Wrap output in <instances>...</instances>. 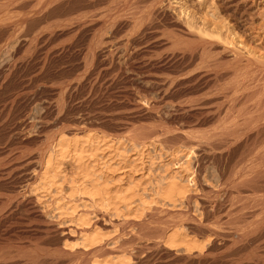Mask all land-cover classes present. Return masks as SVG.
<instances>
[{
    "label": "bare ground",
    "instance_id": "6f19581e",
    "mask_svg": "<svg viewBox=\"0 0 264 264\" xmlns=\"http://www.w3.org/2000/svg\"><path fill=\"white\" fill-rule=\"evenodd\" d=\"M82 1L88 2L87 0H0V35L1 37H4L5 34L10 35L9 21L12 17L9 16L11 14L9 9L11 7L12 10L25 12L15 17L13 25L18 27L23 25V23L30 22L34 15L44 14L47 16L50 10H56V13L58 10L61 12L65 11L66 8L69 10L68 7H76ZM90 1L92 2V0ZM202 1L198 0L196 3L201 4ZM251 1L212 0V3L217 6V9L223 15L222 17H226V19L230 18V23H228L235 27L236 33H240L241 39L239 38L240 42L237 44L234 43L235 40L231 41L232 38L228 33V29L224 30L223 25H219L217 21L210 19L206 14L202 16L201 14L197 15L195 13V15L194 13H190V7L186 5L187 3H183L185 5L181 9L184 8V15H186L185 22L179 20L172 21L180 29L178 31L180 34L169 32L167 36L166 33L157 30V26L154 25L155 29L152 31L151 28L149 31L144 30L145 32L141 34L143 35L141 39H132L133 42L123 49V55L120 54L121 52H118L119 48H116L117 50L113 52L110 49L111 51L108 52L109 57L106 58L107 65H113L115 60H117L116 58H118V60L122 61L121 63L124 67L133 72L142 73L143 81L145 83L149 82L158 91L161 95V100H167L172 91H177L180 87L186 88L187 93L193 97L190 98L188 105H183L184 103L181 104L182 102H180V105L175 107V114L172 113L173 115L170 118L171 123L182 122L183 125H188L190 128L192 127L191 129L197 127L198 130L199 128H206L212 121L215 122L213 123L214 126L216 125L210 130L205 129L204 131L200 129L199 135L193 132L187 136L183 133L187 137H183V140L178 141L184 144V156L183 154L182 156L185 159V163L179 165L176 161L177 163H173L171 167H164L160 174L157 173L159 177L156 176L158 181L154 179L157 182L154 184L151 192L153 193L152 195L143 190L144 187L142 189V186L140 188L136 184L133 185L132 183L134 182L132 180L130 184L124 182L123 179L119 178L121 175L116 179L115 174L118 170L113 169V165L110 163L112 159L108 156L106 147L104 148L109 143V136L106 132L99 131L97 129L99 126L97 127L92 122L77 119L69 120L66 118H52L53 120H49L46 116L30 118L26 115L11 122L7 121L8 123H3L0 126V133L3 137L10 138L11 135H15L17 138L16 142L12 141L13 143L11 142L10 144H7V142L4 147H0V191L7 193L6 196H2V194L0 196V264H74L72 263L74 256L67 253L63 247V243L65 244L68 238L65 236V230L61 227V224H63L62 217L59 216L60 213L59 215H55V212L62 207L58 205V208L52 210H49L50 207L48 210L42 208V202H39L41 197L39 196L40 198L37 199L39 193L37 192L36 196H31L33 192L41 191V188L38 190V186L44 189L45 195L60 197L64 202L63 206L67 207L68 211L71 210L68 216L71 217H67L66 219H70L71 222L74 221L81 228L80 232H77L78 239L75 241L76 246L74 245L75 243H71L74 245L71 246L74 248L78 247L79 249L76 250L75 248L73 251H83L88 256L92 255L93 257H87L86 264H110L106 260L107 258L103 260L99 259V256H108V252L110 253L108 247L109 239L107 238L109 235L106 236L102 232L103 230L99 229L100 227L98 226L100 225L92 217L94 210L100 214L103 222H106L105 219L107 220L109 216H112L120 219L122 217L125 219L124 222L128 223L127 218L134 216L136 212L147 214L151 210L157 213L158 211H168L169 209L167 208H180L186 202L196 199L198 193H208L210 194L209 196L212 193L214 195L215 191L213 192L210 189L212 191L210 192L206 188L205 184L209 182L206 183L208 179L206 180L205 175L204 179L198 169L190 167V162L192 163L193 161L192 158L198 155L202 157L203 152L207 153L212 160H216L218 163L217 172L220 178L218 186L220 189L216 194L222 193L223 195V201H219L220 195H217L213 196L212 203L210 201L202 202L201 210L206 214L205 216H211V210L210 212L208 211L210 207L215 209V211L213 209V215H221V213H228L230 215L229 213L232 214L235 210V213H233L235 216L237 212L245 211L241 215L243 217L239 215L242 221V224H239H244L243 227L247 229V234H235L232 241L237 244L250 236L251 238L258 235L264 236V51L260 48L262 47L261 44H264V20L259 19L261 17L258 18L259 15H263L259 14V9H257L258 12L255 10L257 13L252 9V5L258 4L259 0H253L252 4L249 3ZM151 3H149L151 5L150 9L158 3V0H151ZM162 11V9H159L155 13L157 15L162 13L161 15L164 16V12ZM61 12L58 13L61 14ZM256 18L259 20L257 25H255ZM36 19L35 22H37ZM86 19L88 20L87 16L78 18L76 21L78 27L76 28L85 24L83 21ZM146 19L147 16L142 14L134 21L123 20L120 22L119 27L120 29L141 27ZM162 19L164 18L162 17ZM41 20L38 19V22ZM249 21H252V23ZM152 22H150L151 25ZM89 25L92 24L89 23ZM184 25H187L186 27L188 28L185 27L182 30L181 27ZM28 28L26 27V29ZM76 28L75 30H77ZM170 29L172 28L170 27ZM23 30L25 32V29ZM67 32L70 33L72 31ZM22 35L24 36V34ZM20 36L17 38L22 40L23 37L20 38ZM142 40L147 41L145 47H140L139 41ZM217 42L228 46L224 48V54L232 58L230 60L233 69L224 74H219L212 70L220 65L217 60L211 57V50L216 46ZM115 45L119 46V44ZM101 50V53H103V49ZM61 54H63L62 49L57 52L54 51L52 56ZM52 56H50V59H52ZM190 68L193 71L184 73ZM8 73H13L11 67L8 68ZM174 74L179 75V77L173 78L171 81L170 77H174ZM150 106L155 109L159 105L157 102H154ZM45 108L49 109L50 105ZM214 108L217 110L216 112H214ZM223 108L226 110L222 118L219 112ZM143 114L146 118L151 117L149 112ZM166 126H163L161 129L149 128V130L142 126V128L140 127L141 129L133 131V133H136L129 142L128 140H124L125 143H120V146L124 144L126 146L130 143L131 147H139L140 150L148 149L149 147L154 151L158 150L160 146L167 143L165 141V143L161 144L160 138H163V135L166 136L171 133ZM51 128H55V130L53 129L48 132L47 130ZM93 129L95 133L90 134ZM198 130L196 131L198 132ZM88 132H90V135L86 134ZM158 133L162 134L160 138L156 136ZM117 141L120 140L117 139ZM31 145L36 146L35 152L23 156L24 151ZM118 147L114 149L116 152L121 151ZM180 149L182 150V148ZM176 153L178 154V151L174 150L172 155ZM236 154H239V162L235 166L229 165L230 160ZM118 155L121 156L119 153ZM67 159L73 162L72 164L76 171V173L73 172L75 175H72V177L67 172L69 176L63 174L66 171L63 167H66L64 162ZM120 162L119 160L115 163L117 165ZM146 178L148 180L147 176ZM151 184L150 187L152 186ZM135 186H138L143 191H138L139 188ZM27 193L29 194L27 195ZM236 194H247L244 196L246 197V200H243L244 204L241 203L243 205L240 207L238 205L229 207L225 202ZM237 200L240 203L242 199L239 198ZM55 201L57 202L58 199L54 198ZM196 202L199 203L198 201ZM60 203L62 204V202ZM61 215L65 216L68 214L63 215L61 212ZM234 216L232 219H234ZM232 219L229 221L232 222ZM190 220H196L195 216L193 219L190 218ZM237 220L239 222V219ZM234 223L233 227L235 225L238 226L236 222ZM106 225L108 224L103 226L106 227ZM154 230L157 231V229ZM197 230L199 231V228ZM216 231L218 230L216 229ZM219 232L221 233V231ZM157 234V239L167 250L175 251L177 248H181L182 250L184 249L183 252L187 255H191L195 251L200 255L205 249L206 243L204 241H197L195 238L192 241H188L190 237H187L186 239L188 240H185L182 229L178 226L170 228L169 231L165 229L158 231ZM220 237L222 236L220 235ZM213 241L215 240L213 239ZM99 251L102 254L97 259L94 254ZM64 257H69V261L64 262ZM257 259L264 261L261 255ZM118 260L119 262H116V264H131L129 257Z\"/></svg>",
    "mask_w": 264,
    "mask_h": 264
},
{
    "label": "rangeland",
    "instance_id": "374dc122",
    "mask_svg": "<svg viewBox=\"0 0 264 264\" xmlns=\"http://www.w3.org/2000/svg\"><path fill=\"white\" fill-rule=\"evenodd\" d=\"M87 1V3L86 1H82L80 3L81 5L78 4L76 7L73 6L75 8H73L72 6L71 8L68 7L69 10H67L66 8L65 11L62 12L58 10L56 13V10H50L48 12L49 15H47L48 13L46 14L47 16H45L44 14L34 15L30 22L23 23V25L18 27L13 25L14 20L16 19L15 17L18 15H22V13L25 12L16 11L14 9L12 10V7L9 9V11L11 12L9 16L12 17V19L9 21L10 35H2L4 37H1L0 35V126L3 125V123H6L7 121L11 122L14 119H19L25 117L26 115L30 118L46 116L49 120H53L56 118H66L69 120L77 119L92 122L96 124L97 127L99 126L97 128L99 129V131L106 132L109 136V143H107L104 148L106 147L108 156L111 157L110 159H112L110 163L111 165H113V169L118 170L115 174L116 179L117 177H119V175H121V177L119 178L123 179L124 182L130 184V181L132 180L134 182L132 183L133 185L136 184L140 188L142 186V189L144 187L143 190H146L147 193L150 194L153 190L154 184H156V182L158 181L157 177H159V175L157 176V173L160 174L164 167H171L173 163L178 162L179 165L185 163V159L183 157L184 144L180 143L179 141L183 140V137H187L189 133L194 132L199 135L201 132V128H199V130L197 129V127H194L195 129H191L192 127L190 128V126L188 125H183L182 122L171 123L170 121L171 116L175 114V107L177 105H180V102H182L181 104L184 103L183 105H188L190 98H192L193 96L191 97V95L187 93L186 88L180 87V90L177 89V91H172V94L169 98H167V100H161V95L158 93V91L149 82L145 83L143 81L142 73L133 72L128 68L124 67L121 63L122 61L120 59L118 60V58H116L117 60H115V63L113 64L114 66L107 65L108 63L106 61V58L109 57L108 52L111 50L112 52L116 51V48H119L118 52H121L120 54L123 55V49L127 45H130L133 40H136V38L141 39V37L143 36L141 34H143L145 31H149L150 28L151 31L155 29L154 25L157 26V30L166 33L167 36L169 32H175L177 34H180V32H178L180 29L176 27L172 21L179 20L181 22H185L186 15H184V8L181 9V7L185 5H183V3H187L186 5L190 7L189 10H191V12H188L194 14L196 13L197 15L201 14L202 16L206 14L210 19L217 21L219 25H223L222 27L224 28V30L228 29V33L232 38L231 41L235 40V44L240 42L241 36L240 33H236L237 30H235V27L229 24L230 18L226 19V17H222L223 15H221V12L217 9V6L212 3V0H203L201 4L196 3V1L198 0H182L181 2L180 0H158V3L152 9H150V4L153 3H151V0H92V2L90 0ZM252 2L253 0L249 3L252 4ZM161 5L163 6L161 7ZM254 5H252V9H254L253 11H257V9H259V14L263 15H259L258 18L261 17L259 19L264 20L262 19L264 18V0H259V3ZM159 9L163 10L162 12H164V16L161 15L162 13L160 15H157L155 13ZM58 12H61V14ZM142 14L147 16V19L144 22L143 26H138L137 28L120 29V22H122L123 20L134 21L139 18ZM153 14L159 17L156 18V16ZM165 14L168 15L166 16ZM83 16H87L88 20H84L83 23L85 24H82L81 27L76 28L78 27V25H76L77 19ZM162 17L164 19H162ZM36 18H38L39 20H41L42 18V20L38 22V19ZM258 18L255 19V25L259 23ZM35 19L37 20V22H35ZM151 21H153L152 25L150 23ZM249 22L252 23V21ZM89 23L92 25L88 26ZM147 25H150L149 28ZM186 26L187 25H184L183 27H181V29H184ZM10 27L13 30H11ZM26 27L29 28L26 29ZM74 27L77 30H75ZM170 27L172 29H170ZM86 28L89 29L87 30ZM23 29H25V32ZM67 31L72 32L68 33ZM22 34H24V36ZM25 34L28 36H26ZM19 36L20 38L23 37L22 40L20 39L21 42L17 38ZM2 38L6 39L4 40ZM139 43L140 47H145L147 41L142 40L139 41ZM115 44H119V46ZM215 45V47H213V49L211 50V57L212 59L217 60L220 65L216 68H213V72L216 71L219 74H224L228 71H231L233 68L230 59L232 58H229L224 54V48L228 46L218 42ZM261 45L262 47L260 48H262L264 51V44L262 43ZM61 49L63 50V54L54 57L52 56V53H54V51L57 52ZM101 49H103V53H101ZM103 55L107 56L104 57ZM50 56H52V59H50ZM105 62L106 64H104ZM9 66L11 67L13 73H8V68H10ZM3 69L5 70L3 71ZM191 71H193L192 68L188 69L184 73H189ZM2 72H5L6 75H4L5 73ZM178 77L179 75H175L174 77H170V79L172 81L173 78ZM154 102H157L159 105L155 109L150 106L151 103ZM49 105V109H44V107ZM225 110L226 109L223 108L219 112L221 113L220 117H224L222 115H225ZM216 111L217 110H215L214 108V112ZM146 112H149L151 114L150 118H146L144 116L143 113ZM213 123L215 122L212 121L206 126V128L204 127V129H202L204 131L205 129H212V127L214 126ZM142 126L143 128L146 127L148 130L149 128L161 129L163 128V126H166L169 128L172 134L170 133L166 136L163 135L164 137L162 138V134L158 133L160 135L157 134L156 136L157 138H162H160L161 144L165 143V141H167V143L163 146H160L158 150L155 151L150 147L148 149L140 150L139 147H131L130 143H128L126 146L125 144L123 146H120V143H125L124 140H128L129 142L136 133H133V131L141 129ZM53 129L55 130V128ZM53 129L51 128L47 131L49 132ZM196 130H198V132ZM89 133L90 132L86 134H94V129L93 131H91L90 134ZM183 133L187 136H185ZM172 135H175L176 137H172ZM117 139H119L120 141H117ZM12 141H17L15 135H11L10 138H7L3 137L0 133V147H4L7 142V144H10ZM117 147L120 148L122 152H116L114 149H116ZM161 147H163L164 149ZM180 148H182V150ZM35 150L36 146H28V149L24 151L23 156L33 154ZM174 150L178 151V154L176 153L175 155H172ZM118 153L121 156H119ZM206 155L207 153L203 152L202 157L199 155L197 157H193L192 163L190 162V167L198 169L202 175V178H204L205 175L206 180L208 179L206 183L209 182L207 183L208 187L205 182L204 184L206 185V188L208 190L211 189L213 192L215 191L214 195L212 193L211 196H209L210 194L208 193H198L196 199L186 202L185 204H183V206H180V208H167L169 209L168 211H158L157 213L156 211L151 210L147 214L136 212L134 216L127 218L128 223H125V219L122 217L120 219L112 216H109V219H105L106 222H103L100 214L95 212L94 210V215L92 217H94V220L97 222L98 225H100L98 226L100 227L99 229L101 231L103 230L102 232L105 233L106 236L109 235L107 236V238L109 239L108 247L110 249V253L108 252V256H99L100 254H102L101 251L95 253L94 256H96L97 259L100 257V260L107 258L106 260L110 264H116V262H119L118 259H124L126 257L130 258L131 264H264V261H262L261 259H257L260 257V255L264 258V236L258 235L256 237H252L253 240L250 236L243 242L237 244L232 241V238L235 234H247V229L243 227L244 224L241 225L242 221L239 218V215L240 217H243L241 215H243L245 211H236L237 215L235 214V216L233 214L235 213V210L234 212H232V214L229 213L230 215H228V213H221V215L215 214V216L213 215L215 209L210 207L208 211L210 212L211 210L212 213L210 212V215L212 217H206V214L203 213V211L201 210V206L203 203L208 201H210L211 203L213 202V196L220 195L219 201H223L222 193L216 194L219 192L220 189L218 186L220 183L219 174L217 172L218 163L216 160H212L208 155ZM117 156L120 158H118ZM238 156L239 154H236L233 159L230 160L229 165L235 166L239 162ZM67 160L65 161L66 163L64 162V165L66 167L63 168H65L66 171L63 174L66 175L68 173L72 177V175H75L76 171L72 164L73 162H71L69 159ZM119 160L121 162L116 165L115 162ZM146 176L148 177V180ZM149 176L150 178L153 176V179L151 178V180ZM154 179H157V181H155ZM152 181L155 182L153 183ZM150 183H152L151 187ZM38 187V190H40L41 188V191H36V193L33 192L32 194H30L31 196H36L39 193L37 199H39L40 197L42 198V200H40L41 198L39 199V202H42V208L48 210L50 207L49 210H52L58 208V205H61L62 208H60L58 211H61L63 215L68 214L65 215V217L61 215V212H55V215H59L60 213L59 216L62 217L63 224H61V227L65 230V236H67L68 238V241L65 243L66 245L63 243V247L67 251V253H70V255L72 254L74 256V261L72 263L86 264L85 262L87 257L93 256H88V254L83 253V251H76L77 249H79L78 247H75L76 250L73 251V249H75L73 246H76L75 241L76 239H78L77 232H80L81 228L78 227L74 221L71 222L70 219H66L70 214L69 211L71 210L68 211L67 207L65 208V206H63L64 202L61 200L60 197H49L45 195L46 192L43 191L44 189L42 187ZM140 188L138 189V191H143ZM147 189H149L150 191ZM211 190L210 192H212ZM1 194L2 196H6L7 193H5L4 191H0V196ZM28 194L29 193H27V195ZM152 194L153 193H151V195ZM236 195L238 196V198ZM236 195H233V199L230 198V200L228 199L225 202L229 207L237 205L240 207L244 204L243 200H246V197L244 196L247 194ZM54 198L58 199L57 202L59 204L56 201L54 202ZM239 198L242 199L240 200V203L237 200ZM195 200L199 203H197ZM60 202H62V204ZM188 215L192 219L195 216L196 220H190ZM232 215L234 216V219H239V222L238 220L236 221V219H232ZM231 219L236 222L238 226L235 225L233 227L235 223L233 221V223L230 222ZM104 223L108 224L106 225V227L108 226L107 228L103 226L105 225ZM195 223L198 224L195 225ZM172 226H178L182 229V234L184 235L185 240H188L186 238L190 237L191 239L189 238L188 241H192L194 240V238L197 241H204V243L206 244L202 254L199 255L195 251L193 252V254L187 255L185 252H183L184 249L182 250L181 248H177L175 251L167 250L162 245V243H160L159 239H157L156 236H158V231H162L164 229L169 231L170 228H173ZM153 227L154 229H157V231L154 230ZM198 228L199 231L197 230ZM235 228L237 231L235 230ZM216 229L218 231H216ZM210 230L213 231L211 232ZM219 231H221V233ZM153 234L155 237L153 236ZM220 235L222 237H220ZM213 239L215 241H213ZM230 240L232 241V243H230ZM72 242L73 244H75H71ZM67 243L69 246L67 245ZM249 243L250 245H248ZM247 259L251 260H248V262ZM63 261H69V257H64Z\"/></svg>",
    "mask_w": 264,
    "mask_h": 264
}]
</instances>
